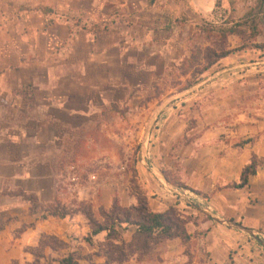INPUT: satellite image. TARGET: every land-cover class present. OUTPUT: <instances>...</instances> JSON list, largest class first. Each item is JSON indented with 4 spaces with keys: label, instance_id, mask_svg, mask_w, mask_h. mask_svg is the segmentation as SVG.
I'll use <instances>...</instances> for the list:
<instances>
[{
    "label": "crops",
    "instance_id": "obj_1",
    "mask_svg": "<svg viewBox=\"0 0 264 264\" xmlns=\"http://www.w3.org/2000/svg\"><path fill=\"white\" fill-rule=\"evenodd\" d=\"M215 3L0 0V264L28 261L23 248L37 244L42 234L62 241L90 234L80 215L35 221L20 195L41 206L67 205L72 196L60 186L62 166L74 157L84 163L92 159L82 153L92 134L115 138L121 127L135 133L147 126L156 110L120 114L119 107L139 100V90L189 58L190 33L184 30L210 15ZM232 73L165 108L150 129L145 159L140 152L122 181L113 176L114 167L101 172L94 192L80 191L95 215L100 208L109 210L113 200L122 208L134 206L132 184L152 213L175 208L186 215L190 240L168 241L162 264H186L188 250L193 264H264V170L249 178L246 189L227 188L239 183L253 156L264 160V77L247 80ZM153 169L170 184L207 196L203 206L218 218L258 236L185 212L192 208L177 203ZM23 225L29 226L14 236ZM134 232L128 227L123 240L129 242ZM105 236L91 240L103 243Z\"/></svg>",
    "mask_w": 264,
    "mask_h": 264
},
{
    "label": "rangeland",
    "instance_id": "obj_2",
    "mask_svg": "<svg viewBox=\"0 0 264 264\" xmlns=\"http://www.w3.org/2000/svg\"><path fill=\"white\" fill-rule=\"evenodd\" d=\"M192 23L193 25L196 24V26L189 30H184L186 35L190 33V37L188 38L189 58L184 59L179 65L172 66L160 82L154 83L144 90H139V100L134 101L133 104H129L128 106L122 104L119 107L120 114L126 113L128 109H131L132 113H135L138 110L145 112V114H150L154 112L168 97L175 96L181 91L191 88L198 82L203 81L223 68H229L241 64L264 62V0H216L214 9L210 15L204 18H196V20ZM235 25H239L241 27L240 30L244 32L242 40L236 36H228L224 39V37L210 31V28L214 27L225 29L231 28ZM248 26H256L255 37L251 38L252 31ZM240 27H238V29ZM249 45L258 46L260 50L250 49L236 53L227 61L220 60L217 64L213 65L208 72L205 74L203 73L208 64L213 61L212 54ZM232 74H234L233 78L244 74L246 75L244 79L247 80H251L257 76L264 77V66H253L247 68V70L243 71V73L233 72ZM230 76L231 75H229V77ZM262 80L264 82V78ZM189 85L191 86L186 88ZM262 88L264 89V85ZM194 94L195 93L190 96H193ZM190 96L186 98H189ZM178 104L179 103H177V105ZM186 104H189V102ZM134 127L135 125H132V128ZM145 127L146 123H143L142 128H135L136 131L135 133L131 132L132 134L128 131V128H125V126L121 127L124 130L115 134L117 135L115 138H112L105 133L92 134L89 138V143L85 142L86 145H84V148L82 149L83 155H92V159H88V163H84L80 161V159H77V157H74L62 167L64 168L68 164H79L83 170V179L85 180L87 174L89 175L90 173H95L97 175L98 183H100L102 179V171H107L108 169L116 167V171L113 173V176H118L117 178L119 181H122V178L120 179V177L128 174V172H132L134 167L133 163H136L139 159L140 144ZM114 162L118 163L115 164ZM105 182L109 183L110 180H105ZM97 186L93 187L97 189ZM137 190L138 188L136 185H130L131 195L137 194L139 192ZM63 192L66 193L65 190ZM182 193H184L185 196L187 193L186 198L193 205L205 208L203 206L204 200L195 194L185 191ZM172 197L177 201V203L181 204L183 207L185 206V203L178 199V197L175 198L173 194ZM69 198L71 199H69L67 205H64L67 207L69 212L77 211L80 204H85L86 206L90 205L89 201H86V199L81 195L80 197ZM200 200H202V202ZM178 211L180 212V210ZM185 212H191L195 214V217L202 216L193 209H186ZM74 215L78 214H72L71 218ZM182 216L184 218H188L184 214H182ZM202 217L205 218L204 216ZM26 226L29 225H23L18 231H15L16 233L14 236H18V234ZM42 235L55 237L45 234ZM42 235L39 236L37 244L23 248V252L25 253L28 261H16L18 264L31 262L32 258L30 253L33 249H36L39 242L42 241ZM87 237H89V234ZM84 240L85 236L74 237L71 235L69 238L67 236L64 242L68 244V250L64 254L74 251H77L76 254L81 256H88L91 254L95 249L91 251V249L84 244ZM96 244L93 242V245ZM186 252L189 253V250ZM46 253L49 254L48 251H46ZM59 255H63L62 252H60ZM49 256L54 258L57 257L56 254L51 253Z\"/></svg>",
    "mask_w": 264,
    "mask_h": 264
},
{
    "label": "trees",
    "instance_id": "obj_3",
    "mask_svg": "<svg viewBox=\"0 0 264 264\" xmlns=\"http://www.w3.org/2000/svg\"><path fill=\"white\" fill-rule=\"evenodd\" d=\"M238 27L240 26L235 25L225 29L214 27L210 28V31L224 37V39L228 36H236L242 40L244 32L240 30L241 27L239 29ZM248 27L252 31L251 38L255 37L256 26ZM250 49L260 50L258 46L249 45L212 54L213 61L208 64L203 73L208 72L220 60ZM244 144L246 143H241L240 146ZM258 169L264 170V160L253 156L249 164L242 169L239 183L232 184L227 188L230 190L246 189L249 178L254 177ZM170 182L178 189L189 191L202 200L208 199L207 196L193 192L172 181ZM133 196L136 199L134 206L122 208L116 200H113L109 210L100 208L95 215L90 205L80 204L77 211L69 212L66 206L57 201L47 206H41L32 196L20 195L21 199L28 203L29 216L36 218L35 221L43 222L50 218L62 220L70 218L72 214L82 216L90 230L89 237L85 238L84 244L90 249H95L88 256L77 255V251L64 254L68 250L67 243L57 237L42 235V241L30 253L31 262L25 264H95L97 258L104 260L102 264H126L131 260H135L138 264H162L161 255L164 253L168 241L180 239L183 243L189 242L190 236L185 232L186 218L175 208H170L162 214L152 213L148 208L145 197L140 191ZM187 207L189 208V206ZM128 227L135 228V232L131 240L125 242L122 234ZM101 233L106 234L103 243L93 245L91 238ZM60 252L63 255L60 256ZM50 253L56 254L57 257L49 256ZM186 254L188 256L186 264H193V257L188 252ZM205 258L207 259V256ZM10 264L18 263L11 261ZM200 264H206V262H200Z\"/></svg>",
    "mask_w": 264,
    "mask_h": 264
},
{
    "label": "water",
    "instance_id": "obj_4",
    "mask_svg": "<svg viewBox=\"0 0 264 264\" xmlns=\"http://www.w3.org/2000/svg\"><path fill=\"white\" fill-rule=\"evenodd\" d=\"M253 66H264V62L262 63H249V64H241L238 66H233V67H229V68H223L219 71H217L216 73L212 74L211 76L207 77L206 79H204L201 82H198L197 84H195L194 86H192L189 89L183 90L180 93H178L175 96H170L168 97L164 102H162L156 109L153 117L151 118V120L148 122L144 134H143V138H142V142H141V147H140V152L142 155L143 160L145 159V152H144V145L146 143L147 137L149 135L150 129L154 124L155 119L159 116V114L165 109L167 108L170 104L177 102L179 100L185 99L186 97L192 95L193 93L197 92L198 90H200L201 88H203L204 86H206L207 84L215 81L216 79L228 74V73H232V72H236L239 70H245L247 68L253 67ZM153 174L154 176L164 185L165 188H167L169 191H171L172 193H174L180 200H182L187 206H189L190 208H192L193 210H195L196 212L202 214L203 216H205L206 218L235 231H240L243 232L247 235H249L250 237H254L256 238L258 236V233H254L251 230L248 229H244L241 226L237 225V224H233L229 221H225L222 220L220 218H218L216 215H214L213 213H211L208 209L206 208H202L199 206H195L193 205L190 201L187 200L186 196L184 193H182V191L180 189H178L177 187L173 186L172 184H170L165 177L158 172L157 170L153 169Z\"/></svg>",
    "mask_w": 264,
    "mask_h": 264
},
{
    "label": "built area",
    "instance_id": "obj_5",
    "mask_svg": "<svg viewBox=\"0 0 264 264\" xmlns=\"http://www.w3.org/2000/svg\"><path fill=\"white\" fill-rule=\"evenodd\" d=\"M82 176L83 170L79 164H68L65 166L59 174L62 191L65 190L66 194L72 197H78L80 191L88 187L90 191L94 192L96 189L93 186L98 184L97 175L95 173L87 174L85 180Z\"/></svg>",
    "mask_w": 264,
    "mask_h": 264
},
{
    "label": "bare ground",
    "instance_id": "obj_6",
    "mask_svg": "<svg viewBox=\"0 0 264 264\" xmlns=\"http://www.w3.org/2000/svg\"><path fill=\"white\" fill-rule=\"evenodd\" d=\"M186 196H187V193H186Z\"/></svg>",
    "mask_w": 264,
    "mask_h": 264
}]
</instances>
